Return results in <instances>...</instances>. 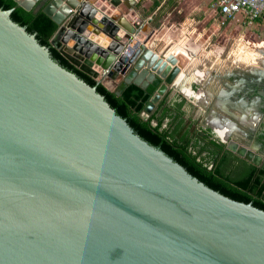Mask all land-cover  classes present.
<instances>
[{"label": "water", "instance_id": "obj_1", "mask_svg": "<svg viewBox=\"0 0 264 264\" xmlns=\"http://www.w3.org/2000/svg\"><path fill=\"white\" fill-rule=\"evenodd\" d=\"M15 1L42 6L57 24L50 46L109 91L148 64L161 83L144 117L181 72L146 46L134 0ZM11 11L0 8V264H264V210L141 138Z\"/></svg>", "mask_w": 264, "mask_h": 264}, {"label": "trees", "instance_id": "obj_2", "mask_svg": "<svg viewBox=\"0 0 264 264\" xmlns=\"http://www.w3.org/2000/svg\"><path fill=\"white\" fill-rule=\"evenodd\" d=\"M157 4L154 2L152 9ZM0 8L12 9L11 19L25 27L28 32L35 33L39 43L49 48L51 57L61 66L94 86L141 138L164 151L212 189L264 210V158L255 163L251 159L238 156L228 150L224 143L209 137L208 129L202 130L203 133L200 134L196 127L197 121L191 116H185L181 109L182 101L168 102V92L164 93L146 117L142 116L145 105L161 83L160 78H154L145 86L131 81L119 94L109 91L99 81L74 67L50 46L49 39L56 31L57 24L42 11V6L26 10L15 0H0ZM254 22L263 23L264 13ZM207 136L209 139H206ZM261 138L264 149V134ZM200 140L202 144L198 142ZM197 143L201 146L195 150ZM203 150L207 151L208 157L200 155Z\"/></svg>", "mask_w": 264, "mask_h": 264}, {"label": "crops", "instance_id": "obj_3", "mask_svg": "<svg viewBox=\"0 0 264 264\" xmlns=\"http://www.w3.org/2000/svg\"><path fill=\"white\" fill-rule=\"evenodd\" d=\"M41 1L39 0L37 5H40ZM134 1V13L144 18V27H147V30L150 28L153 30L146 46L155 55L168 53L175 55L177 62L181 64L182 68L177 80L166 90L167 100L170 103L178 102L179 94L182 92L178 85L186 81L188 74L196 79L205 75L207 71L205 62L209 60V56L216 55L217 47L226 51L225 59H227L228 55L231 56L228 47L235 33L239 32L242 38L246 33L253 31L246 25L248 22L243 13H238L235 18L222 23L217 0ZM154 2L158 4L152 9ZM148 19L150 22L146 23ZM88 27L92 29L91 25ZM150 74L148 64L145 62L143 65L138 64L137 83L141 85L144 81L148 83ZM187 82L196 83L193 80ZM221 93L225 94L226 90H222Z\"/></svg>", "mask_w": 264, "mask_h": 264}, {"label": "flooded vegetation", "instance_id": "obj_4", "mask_svg": "<svg viewBox=\"0 0 264 264\" xmlns=\"http://www.w3.org/2000/svg\"><path fill=\"white\" fill-rule=\"evenodd\" d=\"M244 79V87L241 89L225 84L226 88H222L226 90L225 94L221 93L222 90L212 93L210 88V90L205 88L207 82L198 84L197 81V86L193 88L192 84L185 85L184 80L178 85L182 91L178 101H182L181 109L185 116H191L197 121L196 127L200 134L203 133L202 130L208 129L209 137L224 143L228 150L237 154L229 148V144L233 143L243 147L246 152L250 151L260 156L261 160L264 158L261 138L264 134V74L252 72ZM198 142L202 144V140ZM250 142L258 144L260 155L254 151L253 146H249ZM199 143L195 150L201 146ZM200 155L208 157L206 150Z\"/></svg>", "mask_w": 264, "mask_h": 264}, {"label": "rangeland", "instance_id": "obj_5", "mask_svg": "<svg viewBox=\"0 0 264 264\" xmlns=\"http://www.w3.org/2000/svg\"><path fill=\"white\" fill-rule=\"evenodd\" d=\"M246 25L253 31L246 33L242 38L239 32L235 33L228 47L231 50V56L228 55L227 59H225L226 51L217 47L215 50L216 55L209 56V60L205 62V68H207L205 75L199 77L200 79H196L188 74L186 85L192 84L193 88H195L197 81L198 84H200L199 82L204 84L207 82L205 88L211 89L212 93H216L221 91L222 88H226L225 84L231 85L232 88L241 89L244 87V78L249 73L264 74V43H262L264 42V22L259 24L252 22ZM188 80H193L196 83L187 82ZM252 103L254 104V101ZM192 107L198 111L195 105ZM249 146H253L256 153L259 152L258 144L250 142Z\"/></svg>", "mask_w": 264, "mask_h": 264}, {"label": "built area", "instance_id": "obj_6", "mask_svg": "<svg viewBox=\"0 0 264 264\" xmlns=\"http://www.w3.org/2000/svg\"><path fill=\"white\" fill-rule=\"evenodd\" d=\"M217 5L222 15V23L235 18L238 13H243L247 22L252 23L264 13V0H217Z\"/></svg>", "mask_w": 264, "mask_h": 264}]
</instances>
